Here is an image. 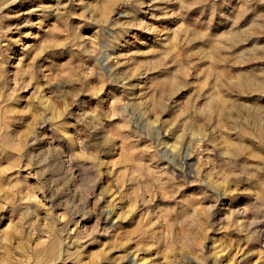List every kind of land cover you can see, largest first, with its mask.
I'll list each match as a JSON object with an SVG mask.
<instances>
[{"label": "rangeland", "instance_id": "obj_1", "mask_svg": "<svg viewBox=\"0 0 264 264\" xmlns=\"http://www.w3.org/2000/svg\"><path fill=\"white\" fill-rule=\"evenodd\" d=\"M0 264H264V0H0Z\"/></svg>", "mask_w": 264, "mask_h": 264}]
</instances>
